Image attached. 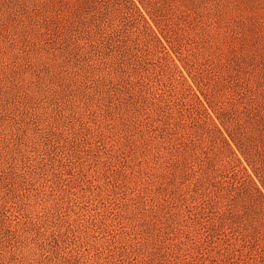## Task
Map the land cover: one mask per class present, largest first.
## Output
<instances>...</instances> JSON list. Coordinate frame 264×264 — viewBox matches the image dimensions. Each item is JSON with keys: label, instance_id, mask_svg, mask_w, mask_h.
Returning <instances> with one entry per match:
<instances>
[{"label": "rangeland", "instance_id": "rangeland-1", "mask_svg": "<svg viewBox=\"0 0 264 264\" xmlns=\"http://www.w3.org/2000/svg\"><path fill=\"white\" fill-rule=\"evenodd\" d=\"M187 84L261 186L264 0H0V264H262Z\"/></svg>", "mask_w": 264, "mask_h": 264}, {"label": "trees", "instance_id": "trees-1", "mask_svg": "<svg viewBox=\"0 0 264 264\" xmlns=\"http://www.w3.org/2000/svg\"><path fill=\"white\" fill-rule=\"evenodd\" d=\"M134 7L139 12L138 8L135 5H134ZM140 15H141L142 20L144 21L146 27L154 34V37L156 38L158 43H160V45L165 50V47L160 42V39L156 36V34L153 31V29L149 26L148 22L144 19V17L142 16L141 13H140ZM187 86L192 91V93L195 95V97H196L197 101L199 102V104L202 106V109L205 112L206 118L210 121L209 123H211V125H212V130H214L217 133V135H218V137H219V139L221 141V144L227 147V149H228L227 156H229V157L231 156L230 159H234L236 161V165L239 167V170H235V171H234L235 168H232V171H233L232 176L237 181L238 190H240L241 192L245 193L247 196H249L250 199H252L253 203L256 204V206L258 208V212L262 216L263 222H264V183L262 181H260L261 182V186H259L257 184V182L254 180V178L252 177V175L248 172L247 168L245 166L241 165V162H240L239 158L236 156L234 150L232 149V147L230 145V142L224 136L221 128L210 117V115L208 114L206 108L204 107L203 102L199 99L198 95H196V93L192 90V87L190 86V84H187ZM215 114H216V118L219 120V123L223 126V128L225 129V132L228 134L230 140L237 146L238 150L244 156L246 162L251 166V169H252L254 175L258 176V171L256 170L257 167L254 166L255 162L250 157H248L244 153V151L241 149L237 139L227 129V127H226V125H225V123H224V121L222 119V116L219 115L220 113H216L215 112ZM255 241H257V239H255L254 242ZM262 264H264V256L262 258Z\"/></svg>", "mask_w": 264, "mask_h": 264}]
</instances>
